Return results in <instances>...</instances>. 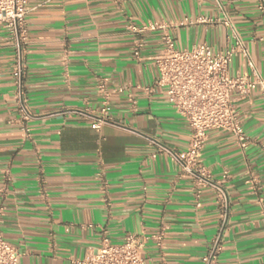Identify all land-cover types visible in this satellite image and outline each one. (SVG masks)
Returning <instances> with one entry per match:
<instances>
[{
	"label": "crops",
	"instance_id": "crops-1",
	"mask_svg": "<svg viewBox=\"0 0 264 264\" xmlns=\"http://www.w3.org/2000/svg\"><path fill=\"white\" fill-rule=\"evenodd\" d=\"M264 0H27V41L20 58L0 43V230L21 254L19 264H78L106 235L144 238L149 263L202 264L219 234L216 264H264V99L232 93L249 143L208 131L201 154L210 181L227 196L222 221L214 187L194 196L192 175L173 154L186 149L190 129L164 88L147 94L158 76L159 32L142 35L133 56L130 23L165 21L178 49L199 43L222 52L239 40L228 74L264 77ZM199 18L204 21H198ZM4 32L0 33L3 36ZM22 65L29 133L18 121L14 72ZM109 92L111 122L90 126ZM128 87L124 92H113ZM135 101L133 107L127 97ZM108 182L104 206L97 174ZM226 176V178H224ZM259 189H253L251 178ZM200 205L196 206V202ZM164 231L162 246L150 237Z\"/></svg>",
	"mask_w": 264,
	"mask_h": 264
},
{
	"label": "built area",
	"instance_id": "built-area-1",
	"mask_svg": "<svg viewBox=\"0 0 264 264\" xmlns=\"http://www.w3.org/2000/svg\"><path fill=\"white\" fill-rule=\"evenodd\" d=\"M258 8L264 11V3H259ZM26 14L27 0H0V33L4 32L3 36L0 35V43L2 40L9 43L19 58L22 47L27 41ZM198 21H204V19L199 18ZM173 28L165 21H146L138 25L130 23L127 26L128 31L137 36L133 46V56L138 60L141 59L140 51L144 46L142 35L151 32L160 33L163 50L155 59L158 76L151 86L143 87V90L149 94L156 87L164 88L169 103L186 120L190 129L189 142L185 150L173 154V157L181 163L185 172L192 175L195 185L194 196L197 200L202 187L211 185L216 189L219 212L223 221L228 212L227 196L221 187L210 181V172L201 163L202 148L208 131L213 129L231 133L241 148L248 145L249 139L241 121L236 116L231 94L234 92L240 96L249 97L257 92L264 99V77L257 75L253 68L250 74L235 76L228 74V66L233 56L239 52L246 56L239 40L222 52L214 51L206 43L193 45L190 49H178L171 35ZM21 77L22 65L18 61L14 72L17 85V112L18 121L22 124V134L26 137L29 133L27 122L32 115L24 102ZM127 88L118 87L113 92L121 93L127 91ZM101 90L103 100L94 114L80 110L70 111L89 118L93 129H98L101 124L112 121L109 112V92L102 87ZM127 97L134 107L135 101L129 93ZM97 177L99 192L104 206L107 207L110 205L109 185L102 173H98ZM250 182L253 189H259L254 177ZM199 205L197 201L196 206ZM1 222L2 208L0 207V224ZM164 234V231L160 230L150 236L156 247L162 246ZM144 238L134 233H127L122 242L113 243L106 235H103L98 247L85 255L78 264H156L147 262L141 256ZM221 249L218 234L208 252L201 258L202 264H216V258ZM20 256V252L5 240L0 230V264H19Z\"/></svg>",
	"mask_w": 264,
	"mask_h": 264
}]
</instances>
